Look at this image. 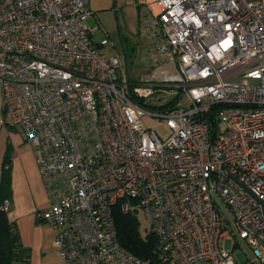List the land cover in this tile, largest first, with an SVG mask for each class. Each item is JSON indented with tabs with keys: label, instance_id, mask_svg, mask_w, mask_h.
I'll return each instance as SVG.
<instances>
[{
	"label": "built area",
	"instance_id": "1",
	"mask_svg": "<svg viewBox=\"0 0 264 264\" xmlns=\"http://www.w3.org/2000/svg\"><path fill=\"white\" fill-rule=\"evenodd\" d=\"M141 8L152 68L133 82L93 42L89 0H0L1 123L46 184L36 220L65 264H148L119 244L118 205L147 219L158 264H245L243 245L264 264V0ZM170 98L187 106L153 107Z\"/></svg>",
	"mask_w": 264,
	"mask_h": 264
},
{
	"label": "crops",
	"instance_id": "2",
	"mask_svg": "<svg viewBox=\"0 0 264 264\" xmlns=\"http://www.w3.org/2000/svg\"><path fill=\"white\" fill-rule=\"evenodd\" d=\"M154 1L137 0L136 3L144 6ZM140 40L148 45L146 39ZM1 103L0 90V177L4 170L3 161L8 157L11 179L8 218L15 223L21 244L31 252L30 264H65L54 246L55 231L49 225L50 228L39 223L35 217L36 212L50 204L46 184L20 130L2 125Z\"/></svg>",
	"mask_w": 264,
	"mask_h": 264
},
{
	"label": "rangeland",
	"instance_id": "3",
	"mask_svg": "<svg viewBox=\"0 0 264 264\" xmlns=\"http://www.w3.org/2000/svg\"><path fill=\"white\" fill-rule=\"evenodd\" d=\"M136 2L137 0H89V8L92 15L87 20V25L92 31L91 38L93 42L100 44L102 40H106L108 43L106 46L100 48L101 54L118 57L123 65V75L125 74L126 61L133 82H138L152 68L148 45L146 46L147 43L142 40L139 41L137 35L138 13L141 12L142 5ZM137 50L139 51L137 52ZM173 102L174 99L170 98L162 102H154L153 107L160 108L170 103L178 107L187 106L184 99L180 100L179 103ZM141 123L146 130H154L163 138L168 133L165 123L159 118L144 116L141 118ZM224 217L231 221L229 214L223 209ZM138 219L140 230L144 233V229L148 228V221L142 214L138 215ZM226 219L225 222L227 221ZM39 223H43L45 227L50 228L44 222ZM230 225L235 230L231 222ZM231 248V244L227 243L226 249L230 250ZM234 255L239 262L245 264H251L250 260L253 259V254L246 245H243L242 249H235ZM255 264L260 263L256 262Z\"/></svg>",
	"mask_w": 264,
	"mask_h": 264
},
{
	"label": "trees",
	"instance_id": "4",
	"mask_svg": "<svg viewBox=\"0 0 264 264\" xmlns=\"http://www.w3.org/2000/svg\"><path fill=\"white\" fill-rule=\"evenodd\" d=\"M3 163L4 170L0 177V264H30L31 252L21 244L15 223L9 220L8 211L3 209V202L11 197L8 157ZM113 217L119 244L139 260L158 264L154 253L156 236L149 228L144 229V233L141 232L138 216L122 213L118 205L114 209Z\"/></svg>",
	"mask_w": 264,
	"mask_h": 264
}]
</instances>
